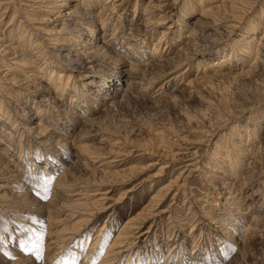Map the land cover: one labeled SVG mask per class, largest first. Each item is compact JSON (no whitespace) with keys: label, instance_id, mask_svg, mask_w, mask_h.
Segmentation results:
<instances>
[{"label":"rangeland","instance_id":"1","mask_svg":"<svg viewBox=\"0 0 264 264\" xmlns=\"http://www.w3.org/2000/svg\"><path fill=\"white\" fill-rule=\"evenodd\" d=\"M149 1L151 0H140L137 11L142 12ZM185 1L178 0L170 8L169 14L175 21ZM252 1L248 0V2ZM126 3L128 9L121 11L123 16L117 35H124L129 39H140L143 36L138 38L130 36V25L122 30V27L127 25L129 19L134 16L136 0H127ZM262 3L263 1L255 2L252 7L246 4V10L243 9L242 13H237L241 18H223L215 26L208 24L198 27L200 39L197 40V50L203 48L204 51L202 49L196 51L190 46L187 48L189 52L187 62L179 68H170L172 66L169 65L173 62L168 63L165 55L176 52L179 46H182V42L185 44L188 40L185 35L194 27L189 23L201 16L198 8L192 15L185 16L186 24L181 25L183 36L179 37L181 41L175 42L171 52L163 50L156 57L149 54L141 57L140 60L124 50L107 55L109 58L106 57L104 60L105 67H98L105 69L103 73H113L116 70L120 75V81L107 83L114 84L111 86L113 98L106 105L100 102L98 113L89 111L85 117L82 115L77 118V122L72 123L74 114L58 121V117L55 118L51 111L47 112L48 116L59 122L56 127L68 135L64 141L68 139L67 142L73 141V143L69 151L59 153L58 159L52 165L47 164V160H36V165L33 167L36 175L33 174L32 178L25 177L27 184L23 189L10 188L16 180L6 178L8 175L2 171L3 169L0 171V187L4 185L0 188V195L8 204L15 206L16 211H20L14 214L0 210V217L4 218L1 220L2 223L0 222V264H80L85 259V255H89V252H84L89 241L93 243L92 251L95 252L92 256L94 257L95 254L101 259L103 253L110 249L117 236L122 235L124 231L128 236L122 235L123 239L132 240V246L130 244L121 248L124 255L117 264H264V161L257 167L250 165L251 159L255 158V152L261 151L259 148L260 146L262 148L264 142V64L252 65L251 58H246V61L239 57L234 58L219 68L233 73L222 79H211L209 76L213 74L212 70L204 69L207 63L214 64L219 57L231 53L233 39H239V34L244 32L254 20L256 21L253 15L261 7L264 8ZM14 9L15 7L9 10L0 22L1 33L6 34ZM38 13L36 16L40 19L45 17L43 12ZM137 18L138 13L135 16V19ZM36 21H33V26H43L42 28L51 26L49 22ZM109 21L111 22L112 18ZM170 22L167 20L165 24L157 28L156 26L150 28L146 37L154 42L159 37L160 30L168 25H172L170 31L176 30L177 22L175 24ZM25 24L28 26V23L25 22ZM32 25L28 26V29L35 35L36 31L32 29ZM228 25H235L233 32ZM101 28L99 24L98 37H104ZM258 34L261 36V30ZM111 36L112 32L108 31L106 40L111 41ZM171 36L173 40L175 35ZM5 37L9 38L8 35ZM175 38L178 37L175 36ZM22 39L18 41L17 37L12 43L26 44L29 40L28 34ZM100 39L97 42L101 43ZM112 39H116V36ZM124 40L127 41V39ZM149 60L152 61L149 62ZM101 61L100 57L96 59V63L102 64ZM113 61L117 66H113L115 64ZM145 63L148 64L145 65ZM63 64L65 66L66 62ZM243 68L245 71L242 74L234 75ZM253 68H256L254 74ZM31 70L32 68H28L27 72L33 73ZM18 74L23 78L28 76L27 73ZM128 74L132 76L131 79L128 78ZM88 75V79L92 76L96 81L101 80L98 74ZM27 78L16 84L18 86L5 81L9 87L29 95L27 99L36 98L35 101L43 102L50 97L48 90H37L36 85L27 81ZM43 83L45 84L46 81ZM97 86L100 87V84L94 87ZM94 87L90 85V89ZM14 98L21 99V96ZM25 99L22 102L30 106ZM65 102L66 100H63L59 103ZM31 106L34 107L32 101ZM252 114L260 118V120L257 119L260 128L259 137L244 131L243 128L248 124L251 127L249 131L253 133L255 123L250 122L251 119H249ZM83 118V121L86 118H94V120L84 125L81 121ZM225 119H229V122ZM37 120L38 118H33L25 122L24 119H20L22 127L19 126V128L24 131L26 126L29 128L35 126ZM224 120L225 126L215 129L214 122L217 125ZM46 123L51 125L52 122L47 120ZM239 128L243 131L241 135L246 138L243 142L247 140V142H253L248 153H243L244 166L239 175L235 176L237 175L235 173L229 176L224 155L233 146L232 138L229 139L228 133L230 130L234 133L240 132ZM33 131L32 128L29 133L25 131L24 136L31 139V143L35 146L42 148L38 143L39 138ZM212 133L215 136L211 138ZM54 138L53 140L57 141L59 136L54 135ZM218 142L224 150L215 157L214 152ZM55 145L58 148L56 142H54ZM196 150L201 151L199 157L201 162L189 165L190 162H194L189 153ZM13 153L10 151L8 154L13 155ZM12 158L15 161L11 163H18L16 155ZM205 162L216 166L213 170L205 169ZM47 166L48 169L43 168ZM196 167L198 168L194 169ZM192 168L193 171L190 172ZM21 169L23 172H31L28 165L25 169L24 167ZM227 173L228 175H224ZM250 173L257 174L243 181ZM44 174L48 176H46L47 182L43 181ZM187 175L189 176L186 177ZM38 177L42 178L38 179ZM185 178L188 181L184 186ZM57 179L64 180L66 185L57 187ZM17 190L21 192L28 190L29 193L22 200L23 197L15 196V192H19ZM229 191L235 193L225 195ZM253 192L256 194L245 200L251 204L250 206L246 204L244 207L239 204L242 200L240 201L237 197H247ZM103 197L106 202L103 201L105 203L102 204L100 200ZM237 200L239 206H236L245 209L246 213H243L239 227L230 228L231 238L228 239V234L220 227L219 222L221 217L218 216V211L223 209L218 210V208H222L228 202L236 203ZM92 201L98 205L91 203ZM248 206L250 208H247ZM95 207L105 209L98 214L97 218L89 222L82 220L83 211L86 209L91 211ZM161 209L164 211L156 214ZM25 210L31 211V215L38 213L37 217L45 223V227H50L47 229L49 232H54L49 235L55 240L52 239L53 244L50 246L47 244L44 247L46 237L38 236L41 230L26 228L27 225L22 223L27 212ZM237 214V217L242 216L238 211ZM214 216L218 219H214ZM144 218L147 220L139 228L132 226L139 223L136 221ZM132 221H135L134 224ZM4 224L7 228H4ZM123 227L126 228L123 229ZM84 240V244L81 245L80 242ZM87 263L91 264L90 261Z\"/></svg>","mask_w":264,"mask_h":264},{"label":"bare ground","instance_id":"2","mask_svg":"<svg viewBox=\"0 0 264 264\" xmlns=\"http://www.w3.org/2000/svg\"><path fill=\"white\" fill-rule=\"evenodd\" d=\"M126 1L127 0H0V18H1L0 22L2 21L4 15L9 10H11L13 7H15L11 20H10V25L8 26V29L5 31L6 34L0 32V42H1L0 44V68L1 69L3 68V70H0V122H2V125H0V128H1L0 130V171L3 169L2 171H4L6 175H8V177H6V175L4 177L14 178V180H16L14 185H12L10 188L23 189L24 187H26L25 185L27 184V181H25V177H28V178L33 177V174L35 173V170L33 169V167L36 165V160L38 159L47 160L48 161L47 164L52 165L58 159L59 153L67 152L70 150V147L73 141L67 142L68 140L67 139L65 142L64 139H66L68 135H65V133L59 130L60 128L56 127V125L59 124L58 121H61L60 120L61 118L69 117L74 114L73 119H71L72 123L73 121L77 122L78 117H81L82 115H84L85 117L87 115L86 113H88L89 111L97 112L99 110L100 102L103 105H106L109 102V100H112L113 97L111 93L112 92L111 86H113L114 84L108 85L107 83L111 81L113 82L120 81V75L116 70L113 73H109V72L103 73L105 72V69L102 70L101 67H98V66H104V62H105L104 60H106V57L109 58V56H107L108 54L111 55L112 52L124 50L125 52L129 54L132 53L134 58L140 60L141 57H144L145 55H149V54L151 56L156 57L160 53H162L163 50H165L164 52H171V50L176 44L175 42L181 41V38L179 37L183 36V32H182L183 27H181V25L186 24L185 16L192 15L199 8L201 11V16H199L200 18H198L194 22L189 23V24L194 25V27L185 35V37L188 40L185 41V44H183L184 42H182L181 44L182 46H179V49L176 52H171V53H168V55H165L166 57L164 56L165 60H167L168 63L173 62L172 65H169V66H172L170 68L176 69V68H179L182 64L187 62L188 55H189V52L187 49L188 47L190 48V46H192V48L194 47L196 51L199 50V48L197 50V44H198L197 40L200 39L199 38L200 33L197 31L198 27L200 28L208 24H211V25L214 24L213 26H215L223 18L225 19L229 17L230 18L231 17L241 18V16L238 15L239 14L238 12L242 13L241 11H243V9L246 8L245 7L246 4L247 5L250 4L249 6L252 7L253 5H255V2L263 1L262 6H264V0H253L254 2L253 1L248 2V0H186L181 6L180 12L178 13V19L175 21V19L172 16H170L169 11H170V8L173 7L177 3L178 0H151L147 3V5L144 7V10L142 12L137 11V7H138V4L140 3V0H136L133 18L129 19L128 24L122 27V30H123L125 28L127 29V26L130 25L129 26V30L131 33L130 36L134 38L143 36L142 38L136 40L133 38L129 39L128 37L125 38L124 35H119V36L117 35L118 29L120 28V24L122 22L123 15L121 11L122 12L127 11L128 9V4L126 3ZM97 6H99L98 9L96 8ZM251 7L249 8L251 9ZM94 8L96 10H93ZM40 11L44 13L47 19H45V17L40 19L38 16H36L37 14H39L38 12ZM114 13L115 15H117L116 17L115 15H113ZM137 13H138V18L135 19V16L137 15ZM253 16H254V19H256V21L254 20L252 24L249 27H247V29L243 28V30L245 29V31L239 34L238 36L240 37L239 39L237 40L233 39L231 43V50H232L231 53H227V55L219 57V60L216 61L214 64H211V62L206 64L204 69L212 70L211 72H213V74L209 76L211 79L212 78L222 79L223 77L233 74L231 71H225L219 68H222L226 63L233 60L234 58L238 59L239 57V59H243L244 61L247 60L246 58H251V60H253L252 65L259 64V63L264 64V8L261 7L259 11H256V13H254ZM110 18H112L111 22L109 21ZM36 20H41V22H49L51 26L50 28H42L43 26L39 27L36 25L33 26L34 25L33 21L37 22ZM167 20L171 21L170 22L171 24H175L177 22V25H176L177 29L174 31L173 30L170 31V28L172 25H168V27L160 30V35L157 38V40L154 42H152L150 38L146 37L150 28L155 27V26L157 28L159 25L165 24ZM25 22L28 23V26L33 24L32 25L33 27L32 26L31 27L32 29L36 31L35 35L33 34V32L29 31L28 26L25 24ZM99 24H101V27H102L101 30L104 33L103 35L104 37H98L99 36ZM228 27H230V31L233 32L234 30L232 29H234L235 25H230V26L228 25ZM260 30H261V36H258L259 35L258 33ZM108 31L112 32V36L110 38L111 41L106 40V35ZM27 34L29 36V40L26 44L23 45L21 44V42H17V41H16L17 44L12 43L13 40L15 42V39H17V37H18V41L23 40L22 38L23 37L25 38ZM172 34L178 38L176 39L174 36V39L172 40L171 39ZM5 35H8L9 38L6 39ZM114 36H116V39H112L114 38ZM99 38H101L100 41H102L103 43L97 42ZM124 39H127V41ZM199 45L202 46L201 44ZM201 49L204 51L203 48ZM63 51H65V53H63ZM99 57L102 58V61H101L102 64H99L100 62L96 63V59H98ZM189 57H192V56H189ZM150 61L152 60H149V62ZM63 62H66L65 66H63L64 65ZM113 62L115 63V61ZM109 63L110 62H108V64ZM146 64L148 63H145V65ZM230 65H233V64H230ZM113 66H117V64L115 63L113 64ZM132 66H136V64H132ZM28 68H32L31 71H33V73L29 74L30 72H27ZM256 68L252 69L254 71L253 74L255 73ZM111 71L112 70H110V72ZM170 71L172 72L173 69ZM244 71L245 70L243 68L240 70V72L234 75H240ZM18 73H23V74L27 73L28 74V76H26V78L28 77L27 81L36 85L37 90H48L50 97L44 99L43 102H40L41 100L35 101L36 98H34L33 100L27 99L28 98L27 96L29 95H26L25 93L17 89L9 87L6 81L10 82L11 84H14V86H18L16 84H19L21 81L23 82V80L26 79V78H23V76L19 75ZM88 74H94V75L98 74L101 80L96 81L95 78H92V76L90 77V79H88L87 78L89 76ZM131 77L130 75L128 76V78L130 79ZM45 81L47 84L43 83ZM97 84H100V87L98 86H97L98 88L94 87ZM90 85L93 86L94 88L90 89ZM16 96L18 97L21 96V99L14 98ZM23 99H25L26 102L28 101L30 103V106L25 105V103L22 102ZM63 100H66V102L59 103L60 101H63ZM31 101L34 107L31 106ZM111 102L114 103L116 101H111ZM50 111L52 112V114L56 116L55 117L53 115L55 118L58 117V121L57 119H53L46 114L47 112H50ZM56 111L58 113H56ZM4 117L6 118L5 120L3 119ZM33 118H38L35 126H32L30 128L26 126L24 127V131H21V128H19V126H21L20 119H24L25 122L26 121L28 122V121H31ZM258 118L259 117H257V115H253V114L250 115L249 117V119H251L250 122L254 121L255 128L253 129V133H252L251 130L249 131L250 126L246 124V126L244 125L243 127L244 131H247L250 134L257 137L260 132V128L257 122ZM47 120L48 122L50 121L52 122L51 125H47L46 123ZM83 120L84 118L81 121ZM93 120L94 118L93 119L86 118V120L83 121V123L85 125V124L90 123V121H93ZM225 120L228 121L229 119H225ZM225 120L223 122H218L220 124H217V125L214 122L213 126H216L215 129L224 127ZM31 128H32V131L34 128H37V130H34L33 132L35 133L36 137L39 138L38 143L40 144V146H42V148L37 147L34 144H32L31 139L24 136V132L28 131L29 133L31 131ZM235 129L233 130L235 131ZM241 132L243 131L240 130V132L239 131L236 132L237 133L236 135V133L230 130V132L228 133L230 134L229 139L232 138L231 145L233 146V148L228 149L226 151V154L224 155L227 160L226 169L230 173L229 176H232V174H235V173L237 174L235 176L239 175V172L242 170L244 166V159H242L243 153L244 154L248 153V150L251 147L252 142H253V141L247 142L248 140L246 142H243V140H246V138L243 135H241L242 134ZM54 135L59 136L57 141H54L55 140ZM213 136H215V134H213L211 138ZM54 142H56L58 148L56 147V145L54 146ZM219 143L220 142L216 144V151L214 152L215 157L221 153V150H224V148ZM259 149H261V151L260 150L256 151L255 158L251 159L250 161V165H252L253 167L254 166L257 167L260 162L264 161V142L262 144V148L260 146ZM10 151L14 152L13 155L8 154ZM200 152H201L200 150H196V151L189 153V155L193 157L192 159H194V162L192 163L190 162L189 165H193V164H197L198 162H201L199 158L201 155ZM186 153H183V154H186ZM5 155H8V156L5 157ZM15 155H16V160L18 159L17 160L18 163L17 162L11 163V161H15V159L12 158V156H15ZM186 156L187 155H185V157ZM210 164H211L210 162H205L204 168L213 170L214 169L213 167L216 165L212 166ZM26 165H28L29 169L31 168V170H29V172L31 171L30 173H27V171L23 172V169H21L23 167L25 169ZM11 166H13V169H11ZM43 168L48 169V166L43 167ZM197 168L198 167L194 169H197ZM191 171H193V168L190 170V172ZM256 174L252 175V173H250L251 176L250 175L246 176L247 178L245 177L243 181L248 180L249 178H252ZM189 175H187L186 177H188ZM224 175H228V173ZM44 176H45V179L43 178V181L47 182V178H46L47 174H44ZM54 176L57 178L56 174ZM60 176H58V178L61 179ZM39 178L40 177H38V179ZM57 180H58L57 187H60V186L64 187L66 185L64 180H59V179ZM183 180L185 181L183 184L185 186L186 181H188V179L185 178ZM2 186L0 188H2ZM177 187L179 186L177 185ZM27 193H29L28 190L23 191V192L19 191V192H15V196L20 197V198L23 197L22 200H24L25 199L24 197H26ZM232 193L234 194L235 192L229 191V192H226L225 195L226 194L232 195ZM253 194H256V192L255 193L253 192L252 195L249 193L247 197L246 196L244 197L236 196L237 199H239L240 201L242 200V201L239 202L237 200L236 203L235 201L231 203L228 202L222 208H218V210L223 209V210L218 211V216L221 217L219 219L220 220L219 222L221 223L220 227H222L223 230L228 234V239L231 238L230 228L239 227L243 219V213L244 214L246 213V211H244L245 209H243L242 207H237L236 205L239 206V204H241L245 207V205L247 204L250 206L251 204L247 203V201L245 200L252 198ZM230 198H234V197H230ZM101 199L102 200L100 201H102V204L106 202L104 197ZM93 201L91 203L96 205V203H94ZM148 206L149 204L147 205V207ZM249 206L247 208H250ZM98 208L96 207L95 209L92 208L93 210L91 211L86 209L87 212L83 211L84 213L82 214L84 216L81 217L82 220L84 221L88 220L89 222L93 220L94 218H97L98 214L100 212H103V210L105 209L104 207H101L100 209ZM0 210H6L7 212H13L14 214H18L20 212V211L19 212L16 211L15 206L10 205L7 203V201L3 200L2 195H0ZM163 211L164 210L162 209L160 211L158 210L156 214H160ZM206 211L204 213H206ZM237 211L238 213H241L242 216L237 217L238 215ZM30 212L29 211L25 212L26 215L24 219H22V223L27 225V227L25 226L26 228L40 229L41 232L39 231V234H38L39 238L46 237L44 247H46L47 244H49L50 246V244H53L54 239L51 238L52 236L49 237V235L50 233L53 234L54 232L52 231L49 232L47 228H50V227L49 226L45 227V223H43V221L37 217L38 213H36L35 215L33 214L31 215ZM41 212H43V210H41ZM138 213L141 214V212H138ZM135 218L139 219L140 217L139 218L135 217ZM213 218L218 219L217 216L216 217L214 216ZM1 220H4V218L0 217V222ZM146 220L147 219L144 218V219H140L136 221V223L139 222L140 224L139 223L134 224L133 222L135 221H132L134 225H137V226H134V225L132 226L135 228H139L141 225L144 224ZM4 228H7L6 224H4ZM125 228L123 227V229ZM124 232H122V235L128 236L127 233L126 232L124 233ZM122 235L117 236V238L114 240V242L110 246V249L109 250L107 249L108 251H105L103 253V257L101 256L102 257L101 259L100 257H98V255L95 256L94 254V257L92 256V254L95 252L92 251L93 243L89 241L86 245L87 248L84 251V252H89L88 253L89 255L86 254L84 257L85 259L81 257L83 260L82 262H80V264H88L87 262L89 261L91 262V264L92 263L117 264L121 256L124 255L123 253L124 251H122L121 248L122 247L125 248V246L130 245L132 243V240L130 239H123L124 236ZM84 242L85 240L80 242V244L83 245ZM54 247L55 246H53V248ZM53 248H52V251L54 250Z\"/></svg>","mask_w":264,"mask_h":264},{"label":"snow or ice","instance_id":"3","mask_svg":"<svg viewBox=\"0 0 264 264\" xmlns=\"http://www.w3.org/2000/svg\"><path fill=\"white\" fill-rule=\"evenodd\" d=\"M25 251H28V249H25Z\"/></svg>","mask_w":264,"mask_h":264}]
</instances>
